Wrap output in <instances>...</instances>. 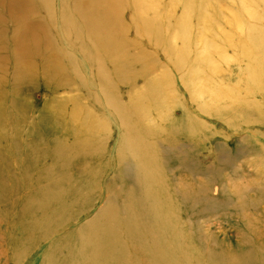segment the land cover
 Wrapping results in <instances>:
<instances>
[{
  "label": "rangeland",
  "instance_id": "obj_1",
  "mask_svg": "<svg viewBox=\"0 0 264 264\" xmlns=\"http://www.w3.org/2000/svg\"><path fill=\"white\" fill-rule=\"evenodd\" d=\"M0 264H264V0H0Z\"/></svg>",
  "mask_w": 264,
  "mask_h": 264
},
{
  "label": "bare ground",
  "instance_id": "obj_2",
  "mask_svg": "<svg viewBox=\"0 0 264 264\" xmlns=\"http://www.w3.org/2000/svg\"><path fill=\"white\" fill-rule=\"evenodd\" d=\"M110 245H111V244H109V247H108L107 249H110V248H111Z\"/></svg>",
  "mask_w": 264,
  "mask_h": 264
}]
</instances>
